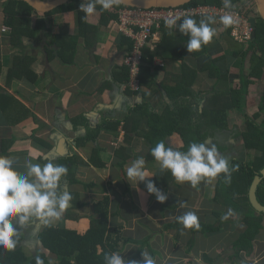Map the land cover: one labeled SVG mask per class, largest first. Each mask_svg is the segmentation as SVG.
<instances>
[{"label": "crops", "instance_id": "1", "mask_svg": "<svg viewBox=\"0 0 264 264\" xmlns=\"http://www.w3.org/2000/svg\"><path fill=\"white\" fill-rule=\"evenodd\" d=\"M51 16L53 29L68 45L71 37L78 35L75 14L63 10L52 11ZM35 19V16L32 17L31 26ZM99 20L98 11L92 15L87 14V23L95 26L97 33L94 37L92 34L88 35V45L85 44V38L79 36L74 52L70 53L60 51L58 46L48 44V33L42 31L32 36L24 35L12 39L1 11L0 155L13 158V167L21 173L26 172L28 162L40 163L43 166L48 162L56 164L63 157L77 158L72 176L78 183L60 184V190L68 191L72 196L70 207L63 212L58 221L52 222V225L78 232L86 231L93 217V205L107 196L110 200L109 224L112 227H121L123 237L133 241H143L154 234L151 248L159 253L154 258L156 264L162 262L168 264L167 262L175 259L183 261L179 264H188V261L193 264H204L203 254L217 256L220 249L232 245L245 230V226L239 224L233 230L222 231L211 237L182 230L180 239L175 243L172 236L163 229L167 220L178 219L186 212L192 211L195 212L198 220L203 222L212 217L211 212L214 208L220 210L224 216L228 212V209L221 210L217 204L211 203L215 178H208V182H205L206 188L201 195L190 183H177L174 179L168 187V192L176 199L177 207L164 210L162 203L147 192L146 182L135 184L127 180V168L131 161L139 156L145 159L147 146L145 140L139 137H134L130 145L122 144L124 140L122 118L128 113L129 108L145 100L140 95L127 94L126 87L116 80V77L119 79L121 67L124 65L127 47L123 43L118 45L122 36L116 22L103 25ZM211 27L216 30V35L204 46L209 48L213 56L224 53L223 46H245L241 43H231L227 33L228 28L223 24L215 21ZM3 29L8 30L3 32ZM186 38L188 39V36L177 29L172 37L176 43L172 42L170 46H186L185 42L182 45L177 43L178 40ZM160 40L159 30L151 42V48L160 43ZM162 52L163 56L155 57L153 61L156 70L152 72V76L156 82L161 83L166 80L171 83L175 80L174 77L180 74L181 64L184 61L199 71L198 82L194 87L196 91L208 90L213 85L207 72L201 69L204 56L192 57L180 49L178 53L186 55L184 60H172L170 51ZM244 72L246 74V71ZM236 73L235 68L231 69V74ZM234 83L236 84L237 80ZM257 83L258 81L256 85L250 86L247 96L248 115L253 114L254 109L255 112L258 109V103L257 107L253 108V101L250 100L253 99L251 97L254 93L253 89L259 85ZM262 88L261 93L264 91V86ZM142 92L149 95L145 102H149L154 111L161 114L165 109L166 100L160 99L155 89L144 88ZM256 97L260 98V96ZM118 121L120 123L115 130L113 124ZM87 126L95 132L99 129L96 140L77 145L76 140L87 136ZM232 129L235 131L236 127ZM236 130H240L239 125ZM165 141L167 145L177 150L183 147V141L178 134L167 137ZM231 142L234 143L235 151L228 144L222 145L227 148L226 153L223 154L225 158L230 153H227L228 151H231V155H235L232 152H238L242 144L237 139H231ZM94 149L99 150V159L96 161L103 162L104 168H98L90 163ZM122 162L125 163L123 170L118 167ZM145 169L153 176L161 172L160 165L155 159L149 161L145 159ZM148 179L152 180V177ZM68 214L69 217L66 218ZM235 218V216L232 219L228 217V220L232 221ZM226 223H228L227 227L234 225L231 222L226 221ZM42 224L43 221L39 218H33L30 223L24 225L27 228L37 227L34 230L35 237L25 236L18 231L25 237L23 245L28 255L41 252L36 236ZM29 237L32 238V242L33 238L35 239V246L26 250L25 241ZM190 240L194 241V245L190 251H187ZM137 249L138 245L128 244L121 254L122 258L131 262L130 258ZM144 251L148 252L146 249ZM172 256L174 257L171 258ZM241 259L236 264H264V230L254 241L252 253L249 256L241 255Z\"/></svg>", "mask_w": 264, "mask_h": 264}, {"label": "trees", "instance_id": "2", "mask_svg": "<svg viewBox=\"0 0 264 264\" xmlns=\"http://www.w3.org/2000/svg\"><path fill=\"white\" fill-rule=\"evenodd\" d=\"M82 2L83 0H71L64 5L67 12L75 14L78 27V35L72 36L68 45L65 44L60 34L53 29L52 12L39 14L22 0L3 2L4 23L10 29L12 39L21 38L24 35L32 36L36 32L42 31L48 33V44L60 47V51L73 53L79 36L85 38V44L88 45V35L92 34V37H94L97 33V28L87 23V14L79 10ZM231 4V9L239 6L245 13L250 12L255 15L254 18L250 19L253 36L250 42L243 44L245 46H223L224 53L219 56H213L209 48L204 45L201 50L188 53L186 46H170L172 42L176 43L175 39L172 40V37L177 29L167 28L166 24L162 23L160 43H157L153 48L147 44L142 49V60L137 76L139 89L132 90L129 87L130 71L125 64L121 67L119 79L116 77V80L126 87L125 91L129 95H140L146 101L149 95L142 92V89H155L159 98L166 100L165 109L161 114H157L149 102L143 101L129 108L128 113L122 118L124 134L122 144L130 145L134 137L143 138L147 146L146 160L154 159L150 154V149L157 142L165 141L167 137L174 134H178L183 141L181 151H187L191 142H202L208 145L215 144L218 151L223 155L227 148L222 144L219 145L220 143L218 144L216 135L226 132L230 133L231 139H237L242 143L238 152H236V156L229 160L230 168L235 166V171L231 173L230 183L225 182L224 174L221 173L214 179L211 197L212 204H217L221 210L231 208L234 214L229 218L232 219L234 216L236 218L232 221L225 220L223 219V213L214 208L211 212V218H207L203 222L199 221L200 226L198 229H186L178 219L167 220L164 223V231L172 236L175 243L180 239L182 230L211 237L220 232L222 233V231L233 230L237 225L243 224L245 230L230 247L220 249L215 257L203 254V261L206 264L238 263L242 260L241 255L249 256L252 253L254 241L264 230V213H256L248 198V191L254 177L264 169V91L260 95L258 112L254 113L252 117H248L244 113L250 86L256 85V81L262 79L264 71V21L256 12L254 0H231ZM199 5L224 7L223 0H193L182 7ZM124 7L119 4L113 6L110 10H101L100 6L97 5V11L100 13L99 23L105 25L113 21L116 22L118 19L117 10ZM34 16L36 19L33 26H31V19ZM193 19L199 23L205 18L197 17ZM227 28V33L231 38L230 29L228 26ZM121 36L118 45L123 43L127 47V55H129L133 49V41L122 34ZM187 40V38L181 39L177 43L182 45L185 42L186 45ZM230 40L231 43L239 44L232 38ZM180 49H183L185 54H190L192 57L204 56L201 69L206 71L208 78L213 81V85L208 90L196 91L194 89L198 82L199 71L196 67L184 61L181 64L180 74L175 76V80L171 83L166 82V80L158 83L153 78L152 72L156 70L153 64L154 58L163 56L162 51L167 50L171 52L172 60H184L186 55L178 53ZM233 68L237 70L236 74H231ZM246 69L249 70L248 74L244 72ZM235 80H237L236 84L234 83ZM237 113L243 115L244 123L240 126V130L235 129L234 131L231 127L236 124L233 116ZM256 120L262 121L257 123ZM119 123L118 121L113 124L115 130ZM87 132L86 137L76 140L77 145L87 141H95L99 129L95 132L87 126ZM209 141L210 143H208ZM250 151H253L254 154H251ZM98 152V149L93 150L90 163L98 168H104L103 162L97 163L96 161V159H99ZM124 162L118 165L121 170H123ZM56 164L68 168V174L61 179L60 184L78 183L72 176L75 170L74 167L77 165L75 156L63 157ZM207 179L204 178L195 187L200 195L205 189ZM173 180L174 178L168 170L158 172L152 177L156 187L168 197L162 203V210L177 207L176 199L174 196H170L168 192V187L173 183ZM127 189L128 184L126 183ZM151 197L155 198L152 194ZM256 197L258 202L264 206V179L257 187ZM109 208V197L105 196L99 199L93 205V217L89 222V227L84 232L43 223L36 236L41 252L35 255L26 253L23 245L25 237L18 233L15 238L17 244L14 250L9 251L0 248V264H38V260L42 261V264H105L104 255L106 253L120 252L122 254L128 244L138 245L135 255L130 258L131 261L140 260L142 257L141 252L145 249L153 258L159 255L151 248L153 233L143 241H133L122 236L121 227L110 226ZM68 217L69 214L66 218ZM226 221L234 225L227 227L228 223ZM193 245L194 241L190 240L187 251H190ZM191 263L190 261L189 264Z\"/></svg>", "mask_w": 264, "mask_h": 264}, {"label": "clouds", "instance_id": "3", "mask_svg": "<svg viewBox=\"0 0 264 264\" xmlns=\"http://www.w3.org/2000/svg\"><path fill=\"white\" fill-rule=\"evenodd\" d=\"M122 0H83L80 11L88 15L95 14L97 5L101 10H110L119 5ZM224 8L231 9V0H223ZM179 21V23H177ZM220 22L225 26L234 23L232 14L220 17ZM215 23L214 17L202 19L199 23L191 16L183 18L174 16L165 21L168 28H176L183 35L188 36L186 50L188 53L201 50L216 35V30L211 27ZM151 156L159 163L160 170H168L177 183L188 182L195 188L204 178H216L224 174L226 183L231 181V173L235 166L230 168L229 160L225 158L215 144L191 142L187 151H181L166 144L164 140L156 143L150 149ZM14 159L0 155V248L14 250L17 244L18 228L30 223L33 218H39L44 224L49 225L58 221L63 212L70 207L72 196L68 191L60 190V181L68 174L64 165L48 162L43 166L40 163L26 164V172H18L14 167ZM127 180L146 182L149 194L155 196L160 203L168 197L155 183L148 179L153 177L145 169V159L139 156L131 161L127 168ZM233 210L223 217L227 220L232 216ZM184 228H199V220L195 212L188 211L178 218ZM142 261L128 262L122 258L120 252H111L104 255L105 264H156L148 252H141ZM38 264L42 261L38 260Z\"/></svg>", "mask_w": 264, "mask_h": 264}, {"label": "built area", "instance_id": "4", "mask_svg": "<svg viewBox=\"0 0 264 264\" xmlns=\"http://www.w3.org/2000/svg\"><path fill=\"white\" fill-rule=\"evenodd\" d=\"M238 8L225 9L215 6H193V7H174V8H151L138 9L124 7L117 10L118 19L116 25L120 34L130 38L133 41L132 52L124 59V64L130 71L129 87L132 90L139 89L138 73L142 60V49L151 45L154 36L160 30L161 24L171 17L191 16L192 18L214 17L215 21L220 22V17L225 14H232L234 23L229 27L231 38L239 43L250 42L253 36V28L250 19L252 14L245 13L239 6ZM179 22V21H178ZM177 22V23H178ZM168 28V27H167ZM8 29H3L5 32Z\"/></svg>", "mask_w": 264, "mask_h": 264}, {"label": "water", "instance_id": "5", "mask_svg": "<svg viewBox=\"0 0 264 264\" xmlns=\"http://www.w3.org/2000/svg\"><path fill=\"white\" fill-rule=\"evenodd\" d=\"M29 5L33 10L39 14H46L53 10L63 7L71 0H22ZM193 0H122L120 5L138 9H151V8H174L189 4ZM255 9L260 18L264 21V0H254ZM264 179V169L256 175L251 183L248 191V198L251 207L256 213H264V206L261 205L256 197L258 185Z\"/></svg>", "mask_w": 264, "mask_h": 264}, {"label": "rangeland", "instance_id": "6", "mask_svg": "<svg viewBox=\"0 0 264 264\" xmlns=\"http://www.w3.org/2000/svg\"><path fill=\"white\" fill-rule=\"evenodd\" d=\"M5 1H7V0H0V5H3V2H5ZM48 1V0H47ZM245 1H249V0H245ZM2 9V6H0V14H1V10ZM63 10H66V8H65V6L64 7H59V8H57V9H55V10H53L54 12H58V11H63ZM252 17L254 18L255 17V15L254 14H252ZM218 23V22H217ZM220 24V23H219ZM246 71V74H248L249 73V70L248 69H246L245 70ZM263 81V82H262ZM257 84H259V85H257L254 89H253V91H254V93L252 94V98L253 99H250V100H252L253 101V103H252V107L253 108H256L257 107V103H259V99L260 98H258V97H256V96H260L261 95V91H262V87L264 86V71H263V75H262V79L261 80H259L258 81V83ZM254 111V113H257L258 112V109H257V111L255 112V109L253 110ZM244 113H245V115H247L248 117H252L253 116V114H250V115H248V112H246V107L244 108ZM233 115V114H232ZM262 116H263V114H262ZM234 118H235V120H236V125H234V127H236V129H237V126L239 125V126H241V125H243V115L241 114V113H237V114H235L234 116H233ZM262 118V117H261ZM260 118V119H261ZM257 121V123H259V122H261L262 120H256ZM231 129H232V127H231ZM216 138H217V141H218V143H220V144H222V145H224V144H228V145H230L231 146V148H232V150H234V148H235V146L233 145L234 143H232L231 142V135H230V133H228V132H226V133H223V134H217L216 135ZM240 139V138H239ZM208 143H210V141L208 142ZM239 144H241V143H239ZM235 151V150H234ZM232 152L233 154H235V155H231L230 153H231V151H228L227 153H229V154H227V156H228V160H230L231 158L230 157H233V156H236V152ZM251 152V154H254V152L253 151H250ZM226 153V152H225ZM227 156H226V158H227ZM208 180V179H207ZM206 180V181H207ZM208 182V181H207ZM210 183L211 182H213V181H209ZM207 184V183H206ZM212 185V184H211ZM206 188V187H205ZM29 228H27V227H19L18 228V231L19 232H22V233H24L25 234V236H33V237H35V234H34V230H36V226H32V227H30V226H28ZM33 246H35V239L33 238V242H32V238L31 237H29L26 241H25V247H26V250H29V248L30 249H32L33 248ZM29 252V251H28ZM133 255H135V253H133L132 254V256ZM174 256H172L171 258H173ZM141 261H142V257H141V259H140ZM180 262H182L183 263V261L182 260H180V261H176V259L174 260V261H172V262H167L168 264H179ZM190 262V261H189ZM189 262H188V264H189ZM203 263L204 264H206L204 261H203ZM162 264H163V262H162ZM192 264V263H191Z\"/></svg>", "mask_w": 264, "mask_h": 264}]
</instances>
